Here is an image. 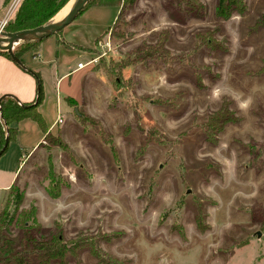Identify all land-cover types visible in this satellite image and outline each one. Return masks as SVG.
<instances>
[{
    "label": "rangeland",
    "instance_id": "1",
    "mask_svg": "<svg viewBox=\"0 0 264 264\" xmlns=\"http://www.w3.org/2000/svg\"><path fill=\"white\" fill-rule=\"evenodd\" d=\"M13 1L0 0V38ZM246 1L230 19L216 15L218 0H138L119 16L112 50L99 51L126 62L115 109L101 123L83 121L87 131L69 124V152L54 144L58 135L46 137L44 146H57L53 174L39 157L24 190L21 208L36 206L41 234L87 242L66 264H104L93 247L111 264H264V0ZM223 101L242 120L210 143L204 127ZM18 213L0 225V246L8 238L20 248L33 225Z\"/></svg>",
    "mask_w": 264,
    "mask_h": 264
},
{
    "label": "crops",
    "instance_id": "2",
    "mask_svg": "<svg viewBox=\"0 0 264 264\" xmlns=\"http://www.w3.org/2000/svg\"><path fill=\"white\" fill-rule=\"evenodd\" d=\"M119 12L117 5L90 6L60 32L27 50L20 58L23 65L0 55V98L10 94L21 103L33 102L37 97L38 73L44 88V99L38 110L47 132L65 138L69 124L74 122L87 131L89 122L83 123L75 107L81 115L101 121L100 114L104 110L115 109L112 104L115 88L107 74L96 65L101 57L100 47L111 29L105 32L115 24ZM16 127V140L0 157V198L12 186L25 190L28 182L34 180L32 172L40 165L38 158L45 157L47 165L58 146L51 149L44 146L47 132L31 118L19 121Z\"/></svg>",
    "mask_w": 264,
    "mask_h": 264
},
{
    "label": "trees",
    "instance_id": "3",
    "mask_svg": "<svg viewBox=\"0 0 264 264\" xmlns=\"http://www.w3.org/2000/svg\"><path fill=\"white\" fill-rule=\"evenodd\" d=\"M68 1L69 0H22L17 8L14 18L8 23V30L10 32H15L46 24L51 21L56 13L64 7ZM137 1L138 0H90L79 15L90 6L112 4L120 6V12L117 17L118 20L119 16H121L123 12L126 13L128 10H131ZM246 11H248V4L246 0H218L216 6V15L224 19H230L236 13L242 14ZM171 17L176 21H187V19L184 20L183 17L177 16V13H171ZM117 20L115 23H117ZM114 26L115 24L109 27L105 34ZM256 27H264V16L257 22ZM44 39L46 38L21 42L14 49L15 55L21 58L27 50ZM216 48L218 47H215V49ZM0 55H6L13 60L8 51L0 49ZM103 59L104 58L100 57V64L98 68L102 67L109 80L112 82L114 88H119L121 81L119 80L118 75L122 73L126 62L123 61V63H115L112 59L111 62L107 63ZM36 75L38 81L37 97L33 102L21 103L15 96L10 94H6L0 98V157L8 151L10 143L16 140L18 134L16 124L19 121L25 118H31L40 125L42 130L47 132L45 120L38 110L44 99V88L40 75L38 73H36ZM72 104L76 105L75 102H72ZM230 105V101H223L222 107L209 116L204 127L206 140L208 142L217 144L219 142V135L223 132L226 125L233 122H240L242 120L241 117L237 115L236 111L230 108ZM80 117L83 121L98 122L91 117L85 116L84 114L80 115ZM50 136L51 133L47 132L45 137ZM7 140H9L8 145H6ZM109 143H111L112 151L115 155V147L112 142ZM54 144L61 146L65 151H70L69 146L62 139H59ZM49 161L51 167L50 173L53 174L51 156L49 157ZM47 191L53 198H57L60 195L59 192L55 193L51 188H47ZM24 198V190H20V188L12 186L8 191L5 208L0 212L1 226L10 224L16 215L19 214L18 212L20 209L22 215L26 219L33 221V225L31 227H27L23 234L20 248L15 246L12 239L7 238L4 240L3 245L0 246V264H66V257L68 254L74 253L77 249L88 245L84 240H73L71 242L66 241L61 232L51 234L50 236L41 234V226L37 218V208L36 206H32L29 210L21 208ZM11 205L12 210L9 212L8 208ZM90 249L92 254L95 255L101 263L111 264L108 259H105L106 255L99 247H93Z\"/></svg>",
    "mask_w": 264,
    "mask_h": 264
},
{
    "label": "water",
    "instance_id": "4",
    "mask_svg": "<svg viewBox=\"0 0 264 264\" xmlns=\"http://www.w3.org/2000/svg\"><path fill=\"white\" fill-rule=\"evenodd\" d=\"M90 0H75L73 7L70 12L59 21H51L49 23L39 25L34 28L22 29L15 32L4 33V36L0 38V49L8 51L12 56L13 60L23 65V61L15 55L14 49L17 45L24 41L30 40H41L52 36L62 30L64 27L73 22L79 13L86 7ZM4 24L0 25V34L3 33ZM75 112L78 115H81L79 108L75 107ZM9 144V140L6 141V145ZM258 235H261V232H258Z\"/></svg>",
    "mask_w": 264,
    "mask_h": 264
},
{
    "label": "built area",
    "instance_id": "5",
    "mask_svg": "<svg viewBox=\"0 0 264 264\" xmlns=\"http://www.w3.org/2000/svg\"><path fill=\"white\" fill-rule=\"evenodd\" d=\"M22 0H14L13 2H12V4H11V6L9 7V14L18 6V4L21 2ZM110 32L111 31H109L108 32V36H107V40L105 41V42H103V44H102V47L104 48H107L108 50H112V47H111V44H110V42H108V40H111V36L109 35L110 34ZM108 52H107V50H104V53L102 54V55H105V54H107ZM101 54H100V56H102ZM83 66V64L82 63H80L79 64V67H82Z\"/></svg>",
    "mask_w": 264,
    "mask_h": 264
},
{
    "label": "bare ground",
    "instance_id": "6",
    "mask_svg": "<svg viewBox=\"0 0 264 264\" xmlns=\"http://www.w3.org/2000/svg\"><path fill=\"white\" fill-rule=\"evenodd\" d=\"M72 2V1H71ZM71 2L69 3V7H70V4H71ZM67 11H68V9L61 15L62 17H63V15L65 16L66 15V13H67ZM61 16H59V17H61Z\"/></svg>",
    "mask_w": 264,
    "mask_h": 264
}]
</instances>
